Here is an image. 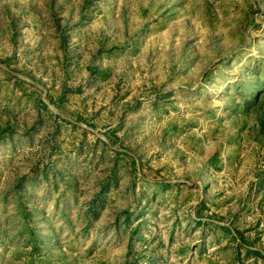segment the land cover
<instances>
[{"label":"rangeland","instance_id":"1","mask_svg":"<svg viewBox=\"0 0 264 264\" xmlns=\"http://www.w3.org/2000/svg\"><path fill=\"white\" fill-rule=\"evenodd\" d=\"M0 264H264V0H0Z\"/></svg>","mask_w":264,"mask_h":264}]
</instances>
